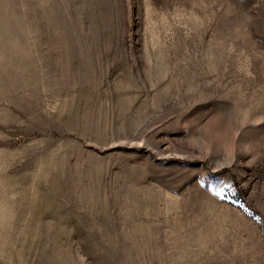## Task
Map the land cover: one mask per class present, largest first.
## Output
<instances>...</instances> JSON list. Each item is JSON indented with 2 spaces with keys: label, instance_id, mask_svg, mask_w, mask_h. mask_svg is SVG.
I'll return each instance as SVG.
<instances>
[{
  "label": "rangeland",
  "instance_id": "374dc122",
  "mask_svg": "<svg viewBox=\"0 0 264 264\" xmlns=\"http://www.w3.org/2000/svg\"><path fill=\"white\" fill-rule=\"evenodd\" d=\"M0 264H264V0H0Z\"/></svg>",
  "mask_w": 264,
  "mask_h": 264
}]
</instances>
